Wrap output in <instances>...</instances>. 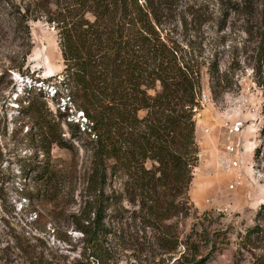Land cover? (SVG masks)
I'll use <instances>...</instances> for the list:
<instances>
[{
	"label": "rangeland",
	"instance_id": "374dc122",
	"mask_svg": "<svg viewBox=\"0 0 264 264\" xmlns=\"http://www.w3.org/2000/svg\"><path fill=\"white\" fill-rule=\"evenodd\" d=\"M263 1H181L174 38L187 59L206 63L196 118L199 163L186 196L190 208L183 205L174 219L148 226L146 212L139 209L141 195L132 199L125 187L128 178L115 177L107 183L106 195L125 197L109 208L103 230L92 239L76 225L92 163L86 134L72 140L73 150L52 149L63 185L39 190L36 195L43 198L31 205L22 196L26 185L34 190L30 166L37 155L19 100L42 92L50 111L64 114L67 140L71 129L66 123L86 127V121L60 88L64 65L56 32L43 20L30 21L33 47L24 60L28 41L22 45L10 10L0 5V264H186L201 258L206 264H264ZM215 62L220 75H227L219 86L208 71ZM234 121H243L244 129L229 137L226 125ZM229 140L238 145L239 165L232 171L219 166L232 158L225 148ZM236 173H241V183L231 190ZM183 201L178 197L176 203ZM256 226L261 235L248 237Z\"/></svg>",
	"mask_w": 264,
	"mask_h": 264
},
{
	"label": "trees",
	"instance_id": "16d2710c",
	"mask_svg": "<svg viewBox=\"0 0 264 264\" xmlns=\"http://www.w3.org/2000/svg\"><path fill=\"white\" fill-rule=\"evenodd\" d=\"M181 1L21 0L18 4L0 0V5L10 10L22 45L28 41L24 60L33 47L30 21L43 20L56 32L64 65L60 88L86 121V127L79 122L66 123L71 129L67 140L64 114L54 115L42 92L28 93L19 100V113L30 126L27 135L37 155L30 166L35 191L26 185L22 196L31 205L43 198L36 195L39 190L63 185L64 176L52 163V149L73 150L72 140L86 134L92 163L88 195L76 217L77 230L86 238L99 235L109 208L125 197L106 195V185L115 177L128 178L125 187L132 199L141 195L139 209L146 212L148 226L174 219L182 213L183 205L190 208L186 196L199 163L196 118L206 63L187 59L174 38L172 25ZM261 26L264 59V1ZM208 71L218 86L227 78L220 75L217 62L210 63ZM141 111L146 112L142 118ZM40 152L42 160H38ZM149 162L150 168L146 166ZM178 197L184 198L181 206L176 203ZM262 231L253 227L248 237ZM206 261L201 258L186 264Z\"/></svg>",
	"mask_w": 264,
	"mask_h": 264
},
{
	"label": "built area",
	"instance_id": "2783aa9c",
	"mask_svg": "<svg viewBox=\"0 0 264 264\" xmlns=\"http://www.w3.org/2000/svg\"><path fill=\"white\" fill-rule=\"evenodd\" d=\"M204 98V97H203ZM244 129V123L243 121H234L230 125H226L227 135L229 137H235L237 135H240ZM226 152L229 155V157H232L231 159H226L223 161L219 166L225 167L228 171H232V169H235L239 165V161L236 157L238 153V145L231 142L229 140L228 145H226ZM242 175L241 173H236L235 177V183L230 185V189H235L236 185L241 183Z\"/></svg>",
	"mask_w": 264,
	"mask_h": 264
},
{
	"label": "crops",
	"instance_id": "0c3cea01",
	"mask_svg": "<svg viewBox=\"0 0 264 264\" xmlns=\"http://www.w3.org/2000/svg\"><path fill=\"white\" fill-rule=\"evenodd\" d=\"M196 135L198 136V133H196ZM201 155L203 156V153H201Z\"/></svg>",
	"mask_w": 264,
	"mask_h": 264
}]
</instances>
